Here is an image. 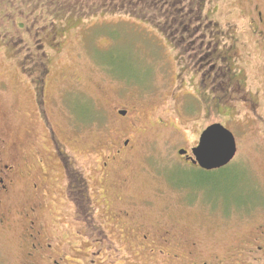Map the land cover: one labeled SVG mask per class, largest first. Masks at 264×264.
<instances>
[{"label":"rangeland","instance_id":"obj_1","mask_svg":"<svg viewBox=\"0 0 264 264\" xmlns=\"http://www.w3.org/2000/svg\"><path fill=\"white\" fill-rule=\"evenodd\" d=\"M192 1L214 20L234 24L245 7H264V0ZM123 10L68 15L48 26L37 22L38 10L13 23L1 7L0 150L5 162L15 158L32 176L11 187L6 210L12 224L0 227V264H21L18 213L36 199L31 183L38 171H59L54 161L44 158L41 169L36 163L37 152L50 156L49 130L73 170L88 180L93 223L107 225L108 207L127 210L142 223L174 225L183 241L224 253L264 224V136L254 126L237 127L235 156L221 170L182 163L178 150L196 144L204 114L192 74H181L177 50L155 25L157 17ZM122 109L133 125L118 114ZM126 135L138 143L130 164L118 169L126 183L114 187L99 178L101 163L112 138ZM244 204L241 214L236 206ZM60 209L57 201L48 203L44 215L54 221Z\"/></svg>","mask_w":264,"mask_h":264},{"label":"flooded vegetation","instance_id":"obj_2","mask_svg":"<svg viewBox=\"0 0 264 264\" xmlns=\"http://www.w3.org/2000/svg\"><path fill=\"white\" fill-rule=\"evenodd\" d=\"M192 3L180 0L176 7L161 8L155 25L177 50L181 74H192L196 102L204 112L196 144L190 150L181 148L185 153H178L179 159L198 170H221L231 161L220 168L203 169L193 162L192 148L213 123L231 131L236 150L240 125L254 126L255 132L264 136V7H245L240 22L234 24L214 20ZM245 60L248 63L244 64ZM118 114L129 119L126 109L118 110ZM129 124L134 121L129 119ZM48 136L52 148L46 151L50 156L41 157L37 152L36 163L41 169L45 159L54 161L59 171H38L37 179L31 183L36 199L18 213L24 253L21 264H264V224L256 226L250 238L237 239L238 245L224 253L220 251L226 249L205 248L192 238L183 241L184 234L178 233L174 225L142 223L127 210L108 207L107 225L93 223L95 207L87 178L73 170L53 130L48 131ZM133 138H112L109 153L101 163L100 179L111 180L114 187L126 183L118 169L130 164L129 157L138 143ZM1 153L0 150V227H6L12 224L6 210L11 187L21 176L30 177L32 173L26 174L13 157L5 162L7 157L4 159ZM49 191L53 194L50 197ZM55 201L61 205L59 217L49 222L44 205ZM246 207L244 204L236 209L243 214ZM238 219L245 222L243 216Z\"/></svg>","mask_w":264,"mask_h":264},{"label":"trees","instance_id":"obj_3","mask_svg":"<svg viewBox=\"0 0 264 264\" xmlns=\"http://www.w3.org/2000/svg\"><path fill=\"white\" fill-rule=\"evenodd\" d=\"M179 2L180 0H92L91 3L88 0H0V10L1 7L6 8L14 20L13 23L18 19L24 21L23 17L34 18L38 10L40 13L37 14V22L54 26L56 21L68 15L83 17L96 12H116L123 9L128 13L137 12L159 17L161 8L176 7Z\"/></svg>","mask_w":264,"mask_h":264},{"label":"water","instance_id":"obj_4","mask_svg":"<svg viewBox=\"0 0 264 264\" xmlns=\"http://www.w3.org/2000/svg\"><path fill=\"white\" fill-rule=\"evenodd\" d=\"M184 154L185 150H178ZM197 162L203 169H216L228 164L236 153V142L231 131L219 123L207 126L201 133L199 143L192 148Z\"/></svg>","mask_w":264,"mask_h":264}]
</instances>
